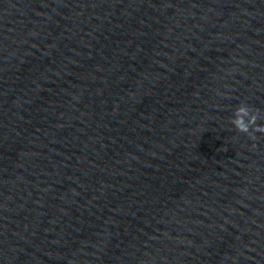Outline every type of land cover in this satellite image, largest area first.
Segmentation results:
<instances>
[{"label": "clouds", "instance_id": "obj_1", "mask_svg": "<svg viewBox=\"0 0 264 264\" xmlns=\"http://www.w3.org/2000/svg\"><path fill=\"white\" fill-rule=\"evenodd\" d=\"M261 119L264 117L260 115L259 109H253L248 104L241 103L235 109L230 122L238 132L246 134L250 140L255 141L257 140V133L264 134V124L257 123Z\"/></svg>", "mask_w": 264, "mask_h": 264}]
</instances>
